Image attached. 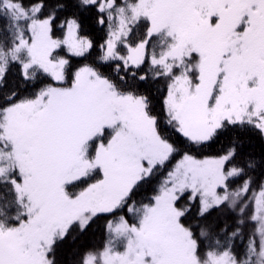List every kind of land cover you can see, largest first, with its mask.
I'll return each mask as SVG.
<instances>
[{
    "label": "snow or ice",
    "instance_id": "1",
    "mask_svg": "<svg viewBox=\"0 0 264 264\" xmlns=\"http://www.w3.org/2000/svg\"><path fill=\"white\" fill-rule=\"evenodd\" d=\"M101 218L69 264H264V0H0V264Z\"/></svg>",
    "mask_w": 264,
    "mask_h": 264
},
{
    "label": "trees",
    "instance_id": "2",
    "mask_svg": "<svg viewBox=\"0 0 264 264\" xmlns=\"http://www.w3.org/2000/svg\"><path fill=\"white\" fill-rule=\"evenodd\" d=\"M27 2L28 0H25V3ZM90 11L94 13L95 9H91ZM140 31L141 33H143L144 31L143 27L140 29ZM87 34L94 41V47L84 58H77V57L71 58L74 65L92 62L96 60L97 57L100 55L99 44L103 42V38L105 34L104 28L90 21L89 24L87 25ZM152 43H155V40H153ZM149 51H151V44L149 45ZM98 67H100V70L105 74H110L112 73V69L114 65L98 63ZM145 67H147V65H145ZM160 83H162V81ZM153 91H155V89H153ZM230 135L231 133L222 134L215 141V143H213L209 148L205 149V152L207 154L216 152L218 149L221 148L222 145L227 143L228 139L230 138ZM253 144L256 150L259 152L261 145L257 138L253 139ZM177 159H179V157H175L169 163H167L166 166L160 170V174L157 175L150 184L145 186L147 189V194H151V189L156 186L158 181L162 179L164 175L167 174L168 170L175 164ZM213 215H216L215 211L213 212ZM104 223H105L104 218H101L96 220L94 223H92L86 232L78 235H76L75 233L70 234L69 237L58 247L57 258L60 261V264H69L70 256L76 250L82 252L85 249L92 248L93 246L102 245L103 240L105 238L104 227H103ZM252 227L253 225L249 224L248 226H246L245 231L246 232L250 231ZM72 235H76L75 241H73ZM240 250H241V246H238L237 251Z\"/></svg>",
    "mask_w": 264,
    "mask_h": 264
}]
</instances>
